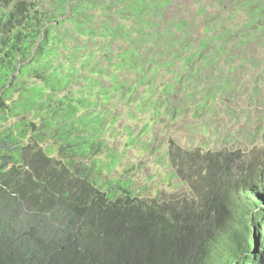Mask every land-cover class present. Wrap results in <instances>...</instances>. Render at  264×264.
I'll return each instance as SVG.
<instances>
[{"label":"rangeland","instance_id":"obj_1","mask_svg":"<svg viewBox=\"0 0 264 264\" xmlns=\"http://www.w3.org/2000/svg\"><path fill=\"white\" fill-rule=\"evenodd\" d=\"M12 1L31 5L37 20L65 22L50 34L51 51L16 82L6 105L20 116L2 120L3 131L28 141L32 125L99 117L84 133L102 127L104 151L93 166L76 162L94 170L105 190L122 181L146 200L192 198L206 158L234 176L264 170V42L229 44L194 65L161 43L190 33L198 51L202 41L238 33L242 13H221L220 0H94L79 27L63 16L74 0ZM7 53L16 50L0 51L2 65ZM56 80L67 84L54 91ZM80 128L74 123L73 132ZM69 129L47 136L51 157L61 159Z\"/></svg>","mask_w":264,"mask_h":264},{"label":"trees","instance_id":"obj_2","mask_svg":"<svg viewBox=\"0 0 264 264\" xmlns=\"http://www.w3.org/2000/svg\"><path fill=\"white\" fill-rule=\"evenodd\" d=\"M89 3L94 0L69 2L63 16L83 27ZM219 3L221 13L244 15L238 33L202 41L198 51L190 33L161 36L168 52L194 65L221 55L229 44L264 42V0ZM30 6L0 0V51L16 50L0 62V122L20 116L6 102L29 66L51 51L50 34L65 22L37 20ZM19 28L27 33H15ZM62 84L54 81V91ZM84 117L32 125L28 141L0 124V264H264V170L234 176L206 158L192 198L146 200L122 181L105 190L93 180L94 170L75 160L93 166L105 149L102 127L84 133L100 118ZM74 123L81 126L77 133ZM66 127L69 137L60 139L58 160L44 142Z\"/></svg>","mask_w":264,"mask_h":264}]
</instances>
